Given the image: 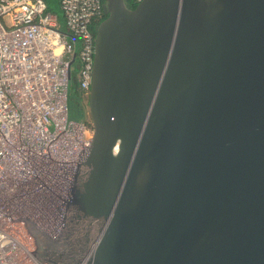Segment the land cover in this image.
I'll list each match as a JSON object with an SVG mask.
<instances>
[{
  "label": "water",
  "instance_id": "water-1",
  "mask_svg": "<svg viewBox=\"0 0 264 264\" xmlns=\"http://www.w3.org/2000/svg\"><path fill=\"white\" fill-rule=\"evenodd\" d=\"M105 0L49 264H264V0Z\"/></svg>",
  "mask_w": 264,
  "mask_h": 264
},
{
  "label": "built area",
  "instance_id": "built-area-1",
  "mask_svg": "<svg viewBox=\"0 0 264 264\" xmlns=\"http://www.w3.org/2000/svg\"><path fill=\"white\" fill-rule=\"evenodd\" d=\"M60 5L68 32L59 30L46 0H0V264H49L42 245L34 249V237L50 244L59 235L61 223L55 235L46 229L50 212L58 204L62 208L67 196L58 197L60 181L75 154L69 182L92 136L88 142L83 138L81 148L79 124L92 127L69 116L70 70L76 58L74 88L87 96L104 3L60 0Z\"/></svg>",
  "mask_w": 264,
  "mask_h": 264
},
{
  "label": "rangeland",
  "instance_id": "rangeland-1",
  "mask_svg": "<svg viewBox=\"0 0 264 264\" xmlns=\"http://www.w3.org/2000/svg\"><path fill=\"white\" fill-rule=\"evenodd\" d=\"M46 2H47V7H48L47 12L55 16V20L59 26V30H61L62 32H68V28L66 27V24H65L64 13H63V10H62L61 5H60V0H46ZM76 62H77L76 58L74 60H72L71 70H70V73H71V79L70 80L71 81H70V89H69V116H70V118H73V119H78V117H79L77 106H76L77 102H76L75 93H74V87H78L77 80L79 78L78 70L74 68V65L76 64ZM74 75H75L76 79L73 80ZM86 102L87 101L84 100L83 104L86 105ZM83 120H86V122L89 123L87 109H86V116L84 117ZM38 237L40 239H38ZM38 237H35V239H38V242H39L38 244L47 248L49 246V243L44 240L43 236H38ZM40 250H41V252L45 251V250L42 251V249H40ZM44 257H46V256H44Z\"/></svg>",
  "mask_w": 264,
  "mask_h": 264
},
{
  "label": "bare ground",
  "instance_id": "bare-ground-1",
  "mask_svg": "<svg viewBox=\"0 0 264 264\" xmlns=\"http://www.w3.org/2000/svg\"><path fill=\"white\" fill-rule=\"evenodd\" d=\"M78 130H79L78 134L80 135V137H82V141L80 140V145H81V148H82L83 147V138L87 139L86 142H88L89 139H90V136L92 134V131L91 130L88 131V128H86L82 124H79ZM75 157H76L75 154H74V156H70L69 157L68 167L66 168V171L64 172V177L60 181V185L63 184V187L61 188L60 193L58 194V197H60V198H62L64 196V192L65 191H64L63 188L67 184V181H68V178H69V173L72 171L73 167L75 166V164L77 162L75 160ZM80 157H81V154L78 155V158H80ZM58 203H60L59 199H58ZM61 212H62V208H61V205H59V204H58L56 212L55 211H54V213H53V211L50 212L53 215V218H52V221H51L50 225L47 227L46 230H53L52 235L56 234L55 232L57 231L58 227L60 226ZM32 235L34 236V234H32ZM38 239H40V238L38 237ZM38 239H35V237H34V243L35 244L32 243L35 250L38 247V243H39ZM47 240H48V238H45L46 242H47ZM40 248L43 251L44 247L40 246ZM43 254H45V253H43ZM40 255H42V254L40 253V251L38 249V256H40ZM44 256H47V254L42 255L43 258H44ZM32 260H33L34 263L37 262V258L35 257V254L32 256Z\"/></svg>",
  "mask_w": 264,
  "mask_h": 264
},
{
  "label": "flooded vegetation",
  "instance_id": "flooded-vegetation-1",
  "mask_svg": "<svg viewBox=\"0 0 264 264\" xmlns=\"http://www.w3.org/2000/svg\"><path fill=\"white\" fill-rule=\"evenodd\" d=\"M128 3L127 4H133L134 3V0H127ZM105 2V0H103V3ZM106 17V13L104 12L103 10V14H102V20ZM101 20V21H102ZM74 93H75V98H76V106H77V110H78V116L80 114H82L84 117L86 116V107H87V102H86V105L83 104V101H88V95L85 96V95H82L80 94V91L77 89V88H74Z\"/></svg>",
  "mask_w": 264,
  "mask_h": 264
},
{
  "label": "trees",
  "instance_id": "trees-1",
  "mask_svg": "<svg viewBox=\"0 0 264 264\" xmlns=\"http://www.w3.org/2000/svg\"><path fill=\"white\" fill-rule=\"evenodd\" d=\"M79 119H80V120H83V119H84V116H83L82 114H80L79 117H78V120H79ZM85 121H86V120H85Z\"/></svg>",
  "mask_w": 264,
  "mask_h": 264
},
{
  "label": "clouds",
  "instance_id": "clouds-1",
  "mask_svg": "<svg viewBox=\"0 0 264 264\" xmlns=\"http://www.w3.org/2000/svg\"><path fill=\"white\" fill-rule=\"evenodd\" d=\"M133 5H135V4L133 3Z\"/></svg>",
  "mask_w": 264,
  "mask_h": 264
}]
</instances>
